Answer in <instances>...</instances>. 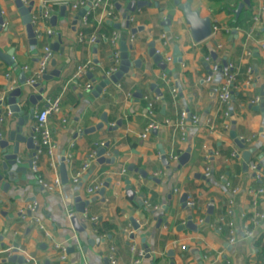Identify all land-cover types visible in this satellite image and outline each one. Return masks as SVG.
<instances>
[{
    "label": "crops",
    "instance_id": "obj_1",
    "mask_svg": "<svg viewBox=\"0 0 264 264\" xmlns=\"http://www.w3.org/2000/svg\"><path fill=\"white\" fill-rule=\"evenodd\" d=\"M33 1V11H37L39 0ZM148 1L150 4L130 13L132 20L128 25L123 17L128 0L116 9V20L108 19L103 10L97 9L92 14L96 22L93 28L90 23L82 26L81 17L73 25L76 12H66V16L61 17L58 10L53 13L57 15L55 26L49 20L37 22L42 32L50 29L51 34L36 37V44H32L12 0H0L5 19L0 30V48L3 51L13 48L17 64L9 66L0 61V94L4 87L10 90L20 85L21 72L27 80L37 67L46 42L50 45L59 42V49L53 55L55 63L50 62L47 72L60 69V74L50 80H39L43 87L42 100L34 106L33 118H28L27 126H35L34 113L46 98L60 96L61 105L60 111L49 117L56 144L57 167L50 166L48 156L43 154L37 159L38 170L33 171L32 164H28L24 156L17 165L10 166L12 170L19 166L15 180L5 177L0 182V264H17L1 261L6 255L3 249L8 246H16L18 254L26 259L31 256L38 264H61L54 242L65 247L66 264H109L106 256L109 245L115 246L118 264H131L134 259L130 249L132 244L145 254L149 253V257L144 254L140 264H170L171 261L174 264H264V219L256 225L248 222L254 212L264 213V196L254 197L250 192L261 184V180L248 164L246 169L243 167L242 149L229 134L234 130L238 138H249L244 141V148H255L249 162H259L257 154L264 152V107L259 106L264 98V0H250V5L237 19L233 10L241 0H192L191 7L198 9L201 16H209L217 28L200 42L192 40L190 27L173 0ZM168 14H172L170 23L162 24ZM255 14H260L259 21L253 19ZM108 20L119 23V28L110 25ZM134 27L139 29L132 33ZM79 30L86 38L94 32L97 40L93 43L86 39L80 41ZM114 31L119 35L118 47L120 41L125 40L127 45H132L128 47L129 58H140L141 62L138 67L132 65L117 83H110L98 93L94 87L111 64L109 37ZM131 34H134L132 42L129 41ZM162 34L172 56L165 71L178 90L175 102L168 86L159 78L161 69L146 54L147 44L152 40L160 49ZM175 45L181 52V61H176L172 54ZM207 55L210 56L208 61L205 60ZM223 60H227V65L236 74L229 104L218 100L223 80L221 70H211L213 63L221 66ZM85 62H89L90 69L83 79L76 80V68ZM88 72L92 73L94 81L87 76ZM206 75H211L209 81L205 80ZM85 82H91L93 86L85 89ZM151 83L156 84L160 95L149 87ZM23 87L30 92L38 91L26 84ZM138 90L141 97L134 95ZM145 95L158 96L155 117L159 125L143 135L149 120ZM255 95L260 99L251 102ZM224 108L231 114L227 131L222 129ZM180 111L187 114L184 133L177 124ZM103 112L108 124L80 134L84 128L99 122ZM191 114L199 116L200 124L191 123ZM64 117L67 119L65 125L61 123ZM207 118L215 124L212 132L204 124ZM166 119L169 122H165ZM117 121L116 129H108ZM105 142H109L105 156H115L114 162L99 163L95 155L81 181L71 182L88 154ZM10 148L11 144L7 150ZM186 148H190L188 161L178 168L177 160L170 159V154L179 156ZM162 150L167 164L161 160ZM20 151L32 152L23 143ZM233 152L237 155L233 156ZM62 154L68 157H65L68 182H59L53 191L48 190L38 182V176L46 182L59 180ZM135 168L145 170L158 181L142 177ZM205 168L209 169L208 176L204 174ZM122 169L125 172L119 175ZM260 170L264 171V167ZM107 178L110 182L103 199L101 196L95 198V193L88 194L86 187L89 184L95 180L103 183ZM125 180L134 191L133 197L126 192ZM5 182L9 184L7 188H3ZM183 193L188 194L186 201H196L194 207L180 201ZM76 196L81 200L92 198L84 213L75 209ZM34 201L37 207L31 215L40 218L51 237L45 236L37 224L20 217L19 210ZM139 201H142L141 205ZM210 204L213 210L210 221L205 223ZM66 206L73 209L84 226L83 231L74 229L66 216ZM188 215H192L196 230L185 225ZM222 215L233 225L234 242L228 241V228L217 225ZM130 216L139 223L137 229L133 228ZM91 217L114 224L112 233L96 234ZM159 217L161 222L158 224ZM246 225L252 230L249 236L244 234ZM130 234H133L132 238ZM95 238L100 241L91 244L89 240ZM27 264H30L28 259Z\"/></svg>",
    "mask_w": 264,
    "mask_h": 264
},
{
    "label": "water",
    "instance_id": "obj_2",
    "mask_svg": "<svg viewBox=\"0 0 264 264\" xmlns=\"http://www.w3.org/2000/svg\"><path fill=\"white\" fill-rule=\"evenodd\" d=\"M191 1L192 0H173V3L175 4L176 8L182 13V16L186 22V24L190 27L191 32V38L195 42H200L203 39H206L209 37L212 33V28L215 26L212 22L211 18L209 16H201L200 11L198 9H193L191 7ZM14 3V6L16 7L18 13L21 16L22 22L25 24L26 34L27 37L30 39L32 44H36V34L34 32V23L31 20V12L33 11L34 1L30 0L28 5H24L21 0H12ZM150 4L148 0H128L126 7L124 9L123 17L126 18L127 25L129 24L128 19L131 12H134L136 10L141 9L145 5ZM250 5V0H241L238 2L236 8L233 10L235 19L239 18L240 14L242 13L243 9L246 6ZM121 7V4H116V8L119 9ZM88 6H83L79 8L76 12V14L73 17L72 23L75 25L77 23V20L82 17L86 11ZM59 15L61 17L66 16V8L65 5H60L59 7ZM172 18V14H168L162 21V24H169L170 19ZM49 21L52 26L56 25L57 21V15L52 14L49 18ZM110 25H112L115 28H119V23H113L112 21H107ZM5 19L2 15V8L0 6V30L4 27ZM139 28H131V32L135 33L136 30ZM167 30V28H166ZM262 30H264V27H262ZM236 30H233V32ZM58 43L59 42H53L51 44V47L53 51H58ZM97 44L94 45V47ZM128 47H132V45H127V42L125 40L120 41V64L118 66V69L110 74L109 76L102 75V78L96 83L94 90L98 93L102 92L103 88L108 86L110 83H117L126 73H128L129 68L134 66H139L141 59L136 58L134 60H131L129 58L128 54ZM14 49L10 48L6 51L1 50L0 48V61L9 65V66H17L14 58H13ZM146 54L153 60V62L160 68L165 69L166 68V62L163 59L162 54L157 51V48L155 47L154 40L148 42L147 44V50ZM176 61H181V52L177 45L173 47V53ZM214 56L216 55L215 52H211ZM51 64L55 63L54 58L51 59ZM221 67L226 68L227 67V60H223ZM60 69H53L50 72L44 73L42 76V80H50L52 77L59 76ZM87 76L91 79L94 78L92 76L91 72L87 73ZM20 85L11 88L10 90H7L6 87L3 88V94H0V182L6 177L9 180H15L14 176H16L17 171L19 170L16 166L14 170L10 168V166L17 165L23 157H27V163H32V158L35 154L37 146L34 142V127L27 126V120L33 118V112H34V106L36 105L37 101L42 100V92L43 87L41 86L40 81H37L30 86V88H38L37 92H30L25 86L26 84V76L24 72H21V79L19 80ZM27 85V84H26ZM149 87L154 90L158 95L161 94L159 88L156 87L155 83H151ZM136 97H141V91L138 90L134 94ZM259 106L264 107V98L261 99V102ZM105 124H108V119L106 116V113L103 112L100 116V121L97 122L93 126H89L81 130L80 134L83 133H89L93 132L96 129L102 128ZM119 124V121H117L116 124L113 126H108V129H116L117 125ZM5 136H3V135ZM230 136L233 138L234 142L237 144L239 148L242 149V158H243V167L246 169L247 164L250 159L251 152L255 149L254 147L245 149L244 148V140L242 138H238L236 136V133L234 130H230L229 132ZM23 143L26 146L27 150H32L31 153L21 152L20 151V144ZM11 144L10 151L7 149L9 148V145ZM109 145V142H105L101 146H98L95 149V155L96 160L99 163H113L115 156H105L106 149ZM189 150L190 148H186L185 151H183L178 157V168L181 165H184L189 158ZM117 152L114 151V154ZM161 160L164 164H167V157L164 153V151H161ZM257 158L259 159L258 162V169L261 167H264V152H260L257 154ZM132 165L129 166L131 168ZM135 171H138L139 174L142 177H149L155 181H158V178L148 175L145 170L135 168ZM198 175V173H196ZM59 177L61 183H67L68 182V173L65 165V156L64 154L61 155L60 163H59ZM203 177V176H202ZM110 178H107L102 185L99 187L98 190H96L95 198L101 196L102 199L104 197L105 189L109 186ZM126 186V192L129 196L133 197L134 191L129 186V181L125 180ZM8 182H5L3 184V188H7ZM170 196V194H169ZM188 197L187 193H183L181 195L180 201H182L184 204L186 202V199ZM92 201V198L81 200L79 196L75 197V209L77 212L84 213L85 208L89 205V203ZM139 204H142V201H139ZM213 205L210 204L207 208V215L204 218L205 223H208L210 221V214L212 213ZM71 224L73 225L74 229L77 231H83L84 226L83 224L79 223V220L77 216L73 215L69 218ZM129 220L133 226L134 229H137L139 227V223L132 217H129ZM158 224L161 222L160 217L158 218ZM187 227L191 228L192 230L197 229V225L192 221V215H188L187 221L185 224ZM130 238L133 237V234L129 235ZM100 241V238L90 239L89 242L92 244L93 242L98 243ZM3 246V244H1ZM145 246V244H144ZM146 247V246H145ZM169 254H172V251H169ZM145 257H149V253L147 252L145 254ZM2 262L6 261H13L17 262V264H27V260L25 256L18 254V249L16 247H13L12 253L6 254L4 258L1 259ZM170 264H174L173 261L170 262Z\"/></svg>",
    "mask_w": 264,
    "mask_h": 264
},
{
    "label": "built area",
    "instance_id": "obj_3",
    "mask_svg": "<svg viewBox=\"0 0 264 264\" xmlns=\"http://www.w3.org/2000/svg\"><path fill=\"white\" fill-rule=\"evenodd\" d=\"M24 5H28L30 0H21ZM126 0H39V9L37 11H32L31 12V20L34 23V32L36 34V37H41L45 35L48 36L51 34L50 29H45L43 32L40 30V26H37V22L39 20L41 21H48L50 16L53 13H56L59 10L60 5H65L66 12L70 13H75L77 10L83 6H88L86 9L84 15L80 18L81 20V25L85 26L88 24V17L91 16L97 9H101L105 12V15L108 19L110 20H116L118 15L116 11V4H123ZM253 19L255 21L260 20V14H255L253 16ZM132 20L131 17H129L128 21ZM217 28L214 26L212 28V31H216ZM162 40L160 42V49L159 51L163 59L166 63L170 62L172 59L171 53L168 50V42L164 38V34L161 35ZM78 38L79 40H87L88 43H93L97 40L96 34L93 32L90 34L87 38L82 30L78 31ZM134 39V34H131L129 37V41L132 42ZM118 40H119V35L117 32H112V34L109 37V42L112 47V51L110 53V66L107 70H105L104 75L109 76L110 74L114 73L120 64V50L118 47ZM264 47V46H262ZM54 51L50 45L49 42H46L41 49V52L39 54L38 58V63L37 67L34 69V71L28 76L26 80L27 85H31L39 80L42 79V76L44 73L47 72V68L50 64L51 59L53 58ZM205 60H210V56L207 55L205 57ZM24 68H27L24 66ZM90 69V64L89 62L81 63L77 66L74 78L76 80H81L85 77L87 70ZM211 70H221L223 80L219 86V92H218V100L221 103L229 104L231 99H232V86L234 85V82L236 80V74L231 70V67L227 65L226 68H222L216 63H213L211 65ZM250 71V70H248ZM159 78L161 81H163L167 86L169 93L173 99V101H177V87L173 83L172 79L168 74L166 73L165 69H161V72L159 74ZM211 79V75H206L205 80L209 81ZM91 82H85L83 84V87L85 89H90L92 87ZM144 98L146 99V113L149 117V120L144 128V133L143 135H146L151 129L156 128L159 125L158 120L156 119V108H155V101L158 99V96H155L154 98L145 95ZM260 99L259 95H255L253 98H251V102L258 101ZM61 109L60 105V96L54 97V98H46L44 100V103L42 106L35 111L34 113V119H35V126H34V142L35 145L37 146L35 150V154L33 156L32 160V170L37 171L38 166H37V159L40 155H47L49 158V165L53 167H57L58 161L56 158L55 154V148L56 144L55 141L52 137V130L50 127V115L54 113H58ZM222 115L224 116V120L222 122V129L224 131H227L230 127V118L231 114L228 110V108H224L222 110ZM187 114L185 111H180L177 124L181 129V132L184 130V122L186 120ZM189 119L191 123L193 124H200V118L196 114H191L189 116ZM165 122H169V120H165ZM61 123L65 125L67 123V119L64 117L61 119ZM204 124L207 126V130L209 132H212L215 128L214 122L210 119L207 118L204 121ZM247 140H250L249 138ZM244 140V141H247ZM233 156L237 155V152H233ZM66 157V156H65ZM178 155L177 154H170V159L177 160ZM68 158V157H66ZM95 158V152H90L87 156V158L83 161L82 165L79 167L78 170L73 174L71 178V182L73 183H78L82 179L83 173L87 170V168L90 165V161ZM249 168L254 172L255 176L261 180V184L254 188L251 189L250 192L253 194L254 197L256 196H264V171H261L258 169V161L257 160H251L248 163ZM125 172V169H122L119 172V175L123 174ZM209 169L205 168L204 174L206 176L209 175ZM38 182L46 189L53 191L61 182L59 180H55L54 182H46L41 176H38ZM60 182V183H59ZM102 185L101 181L95 180L91 184H89L86 187V191L88 194H94L96 190L99 189V187ZM256 203V200H253V204ZM187 206L189 207H194L196 205V201L193 199H189L186 201ZM37 205L36 202H28L23 208H21L20 211V217L21 219L28 220L31 223L37 224V226L42 230L45 236L51 237L50 231L48 228L45 226V224L42 223L39 217L35 215H31L32 212L35 211ZM66 211V216L67 218H70L74 215V211L71 207L66 206L65 207ZM262 219H264V213L256 211L254 214L250 217H248V222L249 224L256 225L258 224ZM90 220L92 222H96L95 217H91ZM201 221V219H200ZM217 225L219 228L222 226H226L228 228V241L229 242H234L236 240V234L235 230L233 228L232 223L225 217V216H220L217 220ZM94 232H96V229H94ZM244 234L249 236L252 234V230L249 228L248 225L245 226L244 228ZM101 236V235H99ZM13 247L16 246H8L3 249V252L5 254H10L12 253ZM53 247L57 252V260L61 264H66V259H67V254L65 251V247L57 242L53 243ZM17 248V247H16ZM18 249V248H17ZM131 251L134 253V259L131 264H140L141 260L145 254V251L142 249H137L135 245H130ZM106 256L108 259L109 264H118L116 254H115V246L114 245H109L107 248ZM28 262L30 264H38L36 260L31 257L27 256ZM26 259V260H27Z\"/></svg>",
    "mask_w": 264,
    "mask_h": 264
},
{
    "label": "trees",
    "instance_id": "obj_4",
    "mask_svg": "<svg viewBox=\"0 0 264 264\" xmlns=\"http://www.w3.org/2000/svg\"><path fill=\"white\" fill-rule=\"evenodd\" d=\"M88 23L92 25L91 28H93L96 25V22L93 20L92 15L88 17ZM93 228L96 229V234L103 235L112 233L113 228L115 227L114 224L105 221V220H96V222H93ZM224 229H227L226 226H223Z\"/></svg>",
    "mask_w": 264,
    "mask_h": 264
}]
</instances>
